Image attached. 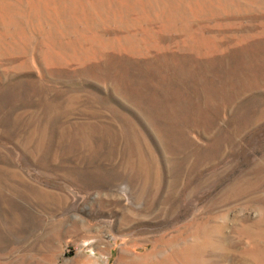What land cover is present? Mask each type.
I'll return each instance as SVG.
<instances>
[{
	"label": "rangeland",
	"instance_id": "rangeland-1",
	"mask_svg": "<svg viewBox=\"0 0 264 264\" xmlns=\"http://www.w3.org/2000/svg\"><path fill=\"white\" fill-rule=\"evenodd\" d=\"M0 264H264V0H0Z\"/></svg>",
	"mask_w": 264,
	"mask_h": 264
}]
</instances>
